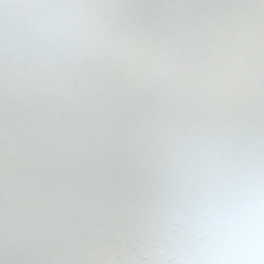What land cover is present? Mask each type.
Here are the masks:
<instances>
[{
	"label": "snow or ice",
	"instance_id": "snow-or-ice-1",
	"mask_svg": "<svg viewBox=\"0 0 264 264\" xmlns=\"http://www.w3.org/2000/svg\"><path fill=\"white\" fill-rule=\"evenodd\" d=\"M0 264H264V0H0Z\"/></svg>",
	"mask_w": 264,
	"mask_h": 264
}]
</instances>
